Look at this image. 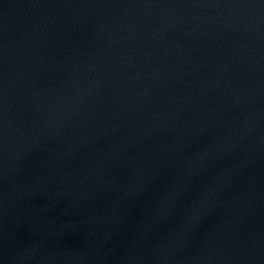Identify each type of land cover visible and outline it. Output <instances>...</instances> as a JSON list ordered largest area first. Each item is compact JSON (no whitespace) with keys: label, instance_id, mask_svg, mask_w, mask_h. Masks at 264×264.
<instances>
[{"label":"water","instance_id":"95a60500","mask_svg":"<svg viewBox=\"0 0 264 264\" xmlns=\"http://www.w3.org/2000/svg\"><path fill=\"white\" fill-rule=\"evenodd\" d=\"M0 264H264V0H0Z\"/></svg>","mask_w":264,"mask_h":264}]
</instances>
